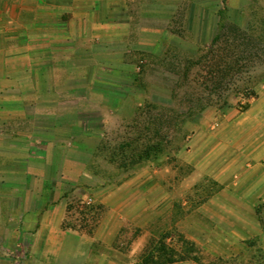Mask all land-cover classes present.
<instances>
[{"label": "rangeland", "instance_id": "1", "mask_svg": "<svg viewBox=\"0 0 264 264\" xmlns=\"http://www.w3.org/2000/svg\"><path fill=\"white\" fill-rule=\"evenodd\" d=\"M148 9L169 18L150 16V24L168 30L137 55L146 90L124 97L104 78L95 94L79 87L78 101L56 104L54 124L71 131L63 137L83 130L92 146L59 153L79 163L71 170L77 175L47 182L43 196L51 202L60 191L67 227L97 232L109 219L117 223L110 255L120 264H138L152 245L204 263L264 264V250L247 230L264 229V196L255 181V154L264 148V0H182L174 18L172 7ZM71 73L90 82L95 71L86 65ZM146 103L158 108L140 114ZM4 136L0 142L10 138ZM149 141L162 151L140 158L130 151ZM1 145L0 167L23 169L7 156L15 151ZM13 169L0 185V264H30L18 261L13 239L24 220L36 218L27 212L35 202Z\"/></svg>", "mask_w": 264, "mask_h": 264}, {"label": "crops", "instance_id": "2", "mask_svg": "<svg viewBox=\"0 0 264 264\" xmlns=\"http://www.w3.org/2000/svg\"><path fill=\"white\" fill-rule=\"evenodd\" d=\"M181 4L182 0H0V139L10 137L0 144L2 149L15 151L7 155L13 167L24 166L0 167V185L10 181L3 172H18L15 182L29 189L35 202L27 212L36 215L24 220L21 230L19 223L14 225L18 229L14 254L19 262L120 264L110 255L117 223L109 219L97 232L67 227L60 191L52 194L51 202L43 196L47 182L77 175L71 170L79 163L59 159V153L92 146V138L82 136L83 130L76 131L81 136L63 137L71 131L61 122L54 124L61 114L56 104L78 101L74 90L79 87L90 86V93L95 94L100 79L111 83V71L139 70L137 55L168 30L150 24V16L157 20L159 14L165 20L169 13L150 12L148 7H172L174 18ZM86 65L95 71L90 82L86 76L71 73ZM255 155L260 172L256 194L264 196V148ZM250 226L248 236L257 238L264 250V229ZM97 243L104 248L98 249Z\"/></svg>", "mask_w": 264, "mask_h": 264}, {"label": "trees", "instance_id": "3", "mask_svg": "<svg viewBox=\"0 0 264 264\" xmlns=\"http://www.w3.org/2000/svg\"><path fill=\"white\" fill-rule=\"evenodd\" d=\"M219 34L215 37L214 40H218ZM221 59V58H219ZM217 61V60H216ZM143 67L140 66V69L138 72H125L124 70H114L111 71L112 78L114 77L116 80H112L109 85V87L112 88V91L117 92L118 94L122 96H126L130 90L133 92H144L146 90L145 84L143 83V73L144 70L142 69ZM153 111L154 109L158 108L157 104H151V103H146L144 107L138 108L139 113L141 114L143 110ZM155 111V110H154ZM168 112V111H166ZM160 114H163L164 111H159ZM90 119V118H89ZM79 121L86 122L87 120L82 119L81 117H78ZM89 122V121H88ZM85 123L86 125L88 124ZM86 134H89L90 131H85ZM159 130L156 129L154 130V134L158 135ZM143 133H139V135L135 138L136 140H140V137L143 136ZM150 142V141H149ZM131 152L134 151L135 153H138V157H144L145 155L148 156L151 154L152 151L154 152H161L162 148L159 142H150L145 149H140L138 150L137 148L131 149ZM92 232V231H90ZM148 247V246H147ZM144 250L142 253V256L138 262V264H166V263H173L176 261H182V260H195L199 264H211V263H204L199 259V257L196 256H190L186 254H181V253H167L165 248H161L152 245L149 246L148 248Z\"/></svg>", "mask_w": 264, "mask_h": 264}, {"label": "built area", "instance_id": "4", "mask_svg": "<svg viewBox=\"0 0 264 264\" xmlns=\"http://www.w3.org/2000/svg\"><path fill=\"white\" fill-rule=\"evenodd\" d=\"M89 201H91V199Z\"/></svg>", "mask_w": 264, "mask_h": 264}]
</instances>
